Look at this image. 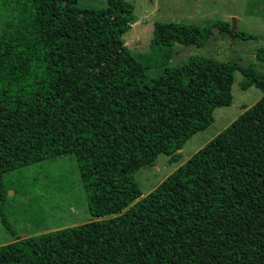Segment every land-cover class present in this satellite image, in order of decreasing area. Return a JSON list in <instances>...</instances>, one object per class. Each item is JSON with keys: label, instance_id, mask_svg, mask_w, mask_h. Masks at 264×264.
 Returning a JSON list of instances; mask_svg holds the SVG:
<instances>
[{"label": "trees", "instance_id": "1", "mask_svg": "<svg viewBox=\"0 0 264 264\" xmlns=\"http://www.w3.org/2000/svg\"><path fill=\"white\" fill-rule=\"evenodd\" d=\"M127 4L71 3L48 25L37 0H0V198L5 174L69 156L93 217L0 244V264H264V75L243 69L262 96L142 195L134 173L160 153L178 161L231 102L236 64L166 65L208 35L175 22L153 23L154 59L133 55Z\"/></svg>", "mask_w": 264, "mask_h": 264}, {"label": "rangeland", "instance_id": "2", "mask_svg": "<svg viewBox=\"0 0 264 264\" xmlns=\"http://www.w3.org/2000/svg\"><path fill=\"white\" fill-rule=\"evenodd\" d=\"M125 1L128 2L126 13L131 28L123 35V40L133 55L154 59L156 53L150 49L153 23L175 22L208 27V35L202 45L174 44L172 56L166 65L173 67L182 64L192 55L236 64L231 102L214 107L212 122L185 141L179 151L178 161H172L169 155L160 153L153 165L140 168L134 173L137 186L145 195L236 119L244 106L252 105L262 96V91L255 85L243 86V69L252 67L254 72L264 75V0ZM37 2L45 7L42 14L47 20L45 23L52 25L58 12L63 14L71 3L81 7H101L106 0ZM79 47L92 58L103 54L101 48L93 47L91 40L82 41ZM156 69L148 66L147 75L155 77L159 68ZM2 186L4 194L0 198V244L11 242L18 236H32L93 219L87 210L77 165L69 156L57 157L5 174ZM2 217L8 223L9 231L4 227Z\"/></svg>", "mask_w": 264, "mask_h": 264}, {"label": "water", "instance_id": "3", "mask_svg": "<svg viewBox=\"0 0 264 264\" xmlns=\"http://www.w3.org/2000/svg\"><path fill=\"white\" fill-rule=\"evenodd\" d=\"M234 26V25H233Z\"/></svg>", "mask_w": 264, "mask_h": 264}]
</instances>
